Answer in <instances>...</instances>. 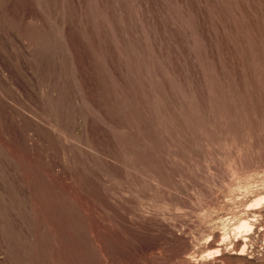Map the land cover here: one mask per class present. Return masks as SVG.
Here are the masks:
<instances>
[{"label": "rangeland", "instance_id": "1", "mask_svg": "<svg viewBox=\"0 0 264 264\" xmlns=\"http://www.w3.org/2000/svg\"><path fill=\"white\" fill-rule=\"evenodd\" d=\"M0 264H264V0H0Z\"/></svg>", "mask_w": 264, "mask_h": 264}, {"label": "bare ground", "instance_id": "2", "mask_svg": "<svg viewBox=\"0 0 264 264\" xmlns=\"http://www.w3.org/2000/svg\"><path fill=\"white\" fill-rule=\"evenodd\" d=\"M243 226H244V224H243Z\"/></svg>", "mask_w": 264, "mask_h": 264}]
</instances>
